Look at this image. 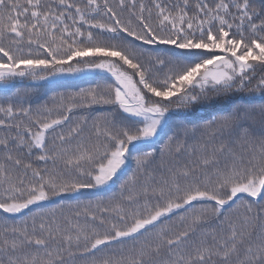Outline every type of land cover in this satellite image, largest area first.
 Segmentation results:
<instances>
[{
	"label": "snow or ice",
	"instance_id": "snow-or-ice-1",
	"mask_svg": "<svg viewBox=\"0 0 264 264\" xmlns=\"http://www.w3.org/2000/svg\"><path fill=\"white\" fill-rule=\"evenodd\" d=\"M0 264H264V0H0Z\"/></svg>",
	"mask_w": 264,
	"mask_h": 264
}]
</instances>
